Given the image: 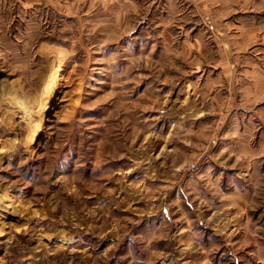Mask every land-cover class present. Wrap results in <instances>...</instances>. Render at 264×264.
<instances>
[{
  "label": "rangeland",
  "instance_id": "obj_1",
  "mask_svg": "<svg viewBox=\"0 0 264 264\" xmlns=\"http://www.w3.org/2000/svg\"><path fill=\"white\" fill-rule=\"evenodd\" d=\"M0 264H264V0H0Z\"/></svg>",
  "mask_w": 264,
  "mask_h": 264
},
{
  "label": "crops",
  "instance_id": "obj_2",
  "mask_svg": "<svg viewBox=\"0 0 264 264\" xmlns=\"http://www.w3.org/2000/svg\"><path fill=\"white\" fill-rule=\"evenodd\" d=\"M212 169H213V167L212 166H209V165H207V166H204V167H202V169L199 171V173L202 175H204V174H207V173H210L211 171H212ZM187 175V173H185L184 174V177H185V179H186V176ZM157 178H152V180H154V179H156V180H159V181H164V178L161 176V177H158V176H156ZM180 182L181 181H178V182H176L177 183V185L179 186L178 187V192L180 193V192H182L184 189H185V187H181L182 185L180 184ZM183 193V192H182Z\"/></svg>",
  "mask_w": 264,
  "mask_h": 264
},
{
  "label": "bare ground",
  "instance_id": "obj_3",
  "mask_svg": "<svg viewBox=\"0 0 264 264\" xmlns=\"http://www.w3.org/2000/svg\"><path fill=\"white\" fill-rule=\"evenodd\" d=\"M5 104L10 105V106H13V105L16 104V100L13 99V98H11V97L10 98H6Z\"/></svg>",
  "mask_w": 264,
  "mask_h": 264
},
{
  "label": "built area",
  "instance_id": "obj_4",
  "mask_svg": "<svg viewBox=\"0 0 264 264\" xmlns=\"http://www.w3.org/2000/svg\"><path fill=\"white\" fill-rule=\"evenodd\" d=\"M191 166H192V168H195L197 165L196 164H192Z\"/></svg>",
  "mask_w": 264,
  "mask_h": 264
}]
</instances>
